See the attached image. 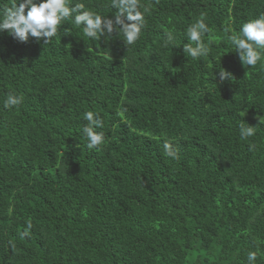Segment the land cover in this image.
Returning <instances> with one entry per match:
<instances>
[{"label": "trees", "instance_id": "obj_1", "mask_svg": "<svg viewBox=\"0 0 264 264\" xmlns=\"http://www.w3.org/2000/svg\"><path fill=\"white\" fill-rule=\"evenodd\" d=\"M142 2L130 46L72 20L48 44L0 32V264H264V50L245 67L231 39L264 0ZM69 3L114 17L109 0ZM202 14L209 54L192 60ZM85 111L104 122L93 149Z\"/></svg>", "mask_w": 264, "mask_h": 264}, {"label": "clouds", "instance_id": "obj_2", "mask_svg": "<svg viewBox=\"0 0 264 264\" xmlns=\"http://www.w3.org/2000/svg\"><path fill=\"white\" fill-rule=\"evenodd\" d=\"M113 8L114 17L109 18L86 9L83 3L70 4L69 0H5L0 3V32L7 31L19 42H26L29 36L44 44L50 43L56 36L58 26L64 21L72 20L76 27H83L84 35L93 40L99 37H109L113 34L122 37L127 46L136 43L145 26L144 16L149 7L142 0H109ZM211 29L202 14L193 23L187 26L185 35L189 42L184 44L183 51L188 58L196 60L209 54L208 45L202 39ZM233 50L238 54L245 67H255L261 59V50H264V14L245 22L239 35L232 36ZM174 34L165 33V43L172 44ZM178 46V45H177ZM221 83L232 78V73L219 68L214 74ZM22 97L9 93L3 101L5 108H12L22 103ZM83 118L87 121L82 132L87 140L89 149L96 148L104 141V122L100 114L94 111H85ZM258 120L264 124V115L258 114ZM256 127L250 126L241 120L238 125L239 138L247 141L255 135ZM167 155L175 157L176 152L169 143L164 144ZM31 228V224L27 225ZM247 264H256L257 252L248 251Z\"/></svg>", "mask_w": 264, "mask_h": 264}]
</instances>
